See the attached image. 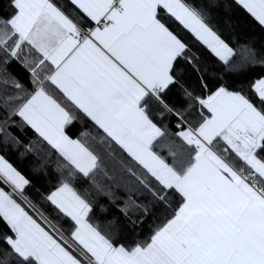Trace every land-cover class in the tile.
<instances>
[{
	"label": "snow or ice",
	"instance_id": "obj_1",
	"mask_svg": "<svg viewBox=\"0 0 264 264\" xmlns=\"http://www.w3.org/2000/svg\"><path fill=\"white\" fill-rule=\"evenodd\" d=\"M0 264H264V0H0Z\"/></svg>",
	"mask_w": 264,
	"mask_h": 264
}]
</instances>
